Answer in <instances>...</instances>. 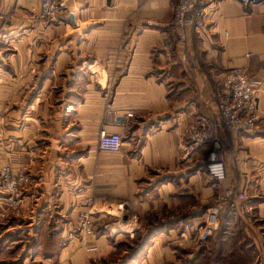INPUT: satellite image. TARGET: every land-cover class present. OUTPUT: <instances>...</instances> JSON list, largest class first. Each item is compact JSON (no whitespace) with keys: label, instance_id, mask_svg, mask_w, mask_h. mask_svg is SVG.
Listing matches in <instances>:
<instances>
[{"label":"crops","instance_id":"0c3cea01","mask_svg":"<svg viewBox=\"0 0 264 264\" xmlns=\"http://www.w3.org/2000/svg\"><path fill=\"white\" fill-rule=\"evenodd\" d=\"M174 5L175 0H69L79 32L51 25L35 37L23 16L36 12L39 0H0V168L7 155L30 172L45 167L35 189L25 193L18 220L26 221L28 235L49 233L51 221L52 231L64 235L85 209L86 197L94 198L99 210L123 216V205L130 202L128 210L138 217L161 211L163 202L213 197L205 151L184 159L180 135L199 118H216L215 88L240 68L262 81L256 97L261 131L220 129L219 138L227 148V185L256 204L254 219L262 224L244 231L264 264V3L208 0L205 27L187 29L183 45L170 40L166 27ZM9 13L13 20L3 22ZM5 61L11 71L3 70ZM42 64L53 71L40 87L26 67L39 71ZM63 69L69 71L57 78ZM105 106L115 117L113 125L106 124ZM103 127L122 135L118 152L98 149ZM60 136L63 147L56 143ZM238 218L243 225L253 219ZM96 242L104 252L113 249L104 235ZM157 245L140 264H163ZM76 247L69 242L61 253L68 256ZM73 257V264H87L85 255Z\"/></svg>","mask_w":264,"mask_h":264},{"label":"rangeland","instance_id":"374dc122","mask_svg":"<svg viewBox=\"0 0 264 264\" xmlns=\"http://www.w3.org/2000/svg\"><path fill=\"white\" fill-rule=\"evenodd\" d=\"M24 13V21L29 23L35 37L51 25H64L67 33L79 32L81 27L79 22L74 26L70 25L67 18L62 21L45 23L38 18V10ZM11 15L12 13H9L1 20L10 22L13 20V15ZM170 20L166 23L169 38L174 44H180L176 37L170 33ZM39 60L44 62L42 57ZM4 65V71H11L10 68L12 69V67L8 61H5ZM43 68H46L43 64L39 71L30 70V66L26 67L33 75H36L35 78H39L40 87L44 80L48 78L50 71H53L51 67L49 69ZM67 71L69 69H63L55 76L61 78ZM83 71L85 72V69ZM113 81L111 78L110 82L113 83ZM110 82L109 95L112 94L113 87ZM56 92L58 93V91ZM104 109L105 112L111 111L108 106H105ZM2 115L3 109L0 108V121ZM0 130L2 131L1 124ZM0 140H3L2 135H0ZM56 143L63 147L64 138L60 136ZM220 143L226 160L227 148L223 145L222 140H220ZM45 144L41 141L42 146H45ZM72 147L75 146L72 144ZM7 157V163L0 168V173L4 166H9L14 176L22 175L26 182L23 189L17 194H3L0 190V264H73L74 259L72 257L75 253L85 255L87 264H140L148 248L155 242H158L157 250L163 252V264H263L254 245H251L249 239L245 236V227L247 229L250 226L254 227V225L262 224L255 222V220L258 221L257 217L254 219L257 208L255 203H250L248 193H246L248 197L247 204L251 206V211L242 215V217L252 216V220L243 225L238 218L240 215L235 213L231 215L230 210L223 208L217 231L207 240L199 239V230L204 226L208 209L216 203L224 190L230 189L233 193L240 192L238 188L229 187L226 181L221 184L215 183L207 175L206 178L209 183L215 188V194L213 197L204 200L201 199L198 193V203L195 200L190 201V199L181 201L176 205L171 202H169V205L163 202L161 211L138 217V215H133V204L130 202L123 205L125 207L123 216L116 213V211L113 212L111 208L104 211L99 210L95 207V199L86 197L84 199L85 209L79 211V213L77 212L75 220L70 223V228H67L64 235H61V231L58 232L59 230L52 231V228L56 226H52V221L47 227L49 233L40 235L34 233L33 230L28 235L23 228L27 224L26 221L21 222L18 218L21 216L25 193L35 189L34 183L39 181L41 172L44 173L43 169L45 167L40 166V168L38 167L30 172L28 167L13 161L10 155H7ZM170 198L172 197L167 198V200ZM241 203L239 201L238 205H243ZM131 207L132 209L129 211L128 209ZM82 212L88 214L91 234H83L78 230L79 216ZM127 215L130 218L127 219ZM233 216L235 217L233 218ZM44 220L45 218L41 220L42 226L45 225ZM241 225H243V228H241ZM15 226H19L18 229H15L17 228ZM262 228L264 229V226ZM100 235H104L107 243L113 246V249L109 252L102 251L99 244H97L96 240ZM158 235L160 236L157 237ZM69 242L77 246V251L72 250L67 256L68 251L62 253L61 251ZM90 246H94L95 250H88ZM160 251L157 253L160 254Z\"/></svg>","mask_w":264,"mask_h":264},{"label":"built area","instance_id":"2783aa9c","mask_svg":"<svg viewBox=\"0 0 264 264\" xmlns=\"http://www.w3.org/2000/svg\"><path fill=\"white\" fill-rule=\"evenodd\" d=\"M69 0H39L38 18L45 23L62 21L67 18ZM208 0H175L170 33L183 45L187 38V29H203L205 27L204 5ZM243 5L264 3V0H237ZM74 25L76 22L74 21ZM262 81L250 77L243 69L235 68L229 71L227 77L217 85L214 91L216 102V118L213 120L199 118L196 123L188 125L181 133L179 150L184 159L194 157L200 150L205 151L204 168L207 177L215 183L226 181L224 152L220 143L219 131L254 132L261 131L257 118L256 97L261 91ZM106 124L113 125L115 117L107 111ZM131 118L133 114L126 112ZM122 135L108 132L104 127L98 133V149L103 152L115 153L121 149ZM26 179L12 174L9 166H4L0 173V190L4 194L20 192ZM248 197L244 191L233 193L224 190L216 203L208 209L204 226L199 230V239L207 240L218 229L220 216L224 209L237 215L251 211L247 204ZM241 201L243 205H238ZM245 203V204H244ZM78 230L83 234H91L88 214L80 213ZM88 250H95L94 246Z\"/></svg>","mask_w":264,"mask_h":264},{"label":"water","instance_id":"95a60500","mask_svg":"<svg viewBox=\"0 0 264 264\" xmlns=\"http://www.w3.org/2000/svg\"><path fill=\"white\" fill-rule=\"evenodd\" d=\"M68 21L72 24H74V17L73 15H70V17L68 18Z\"/></svg>","mask_w":264,"mask_h":264},{"label":"trees","instance_id":"16d2710c","mask_svg":"<svg viewBox=\"0 0 264 264\" xmlns=\"http://www.w3.org/2000/svg\"><path fill=\"white\" fill-rule=\"evenodd\" d=\"M231 215L233 214L232 211L229 212Z\"/></svg>","mask_w":264,"mask_h":264}]
</instances>
